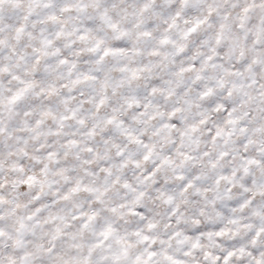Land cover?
<instances>
[{
  "label": "clouds",
  "instance_id": "1",
  "mask_svg": "<svg viewBox=\"0 0 264 264\" xmlns=\"http://www.w3.org/2000/svg\"><path fill=\"white\" fill-rule=\"evenodd\" d=\"M0 264H264V0H0Z\"/></svg>",
  "mask_w": 264,
  "mask_h": 264
}]
</instances>
